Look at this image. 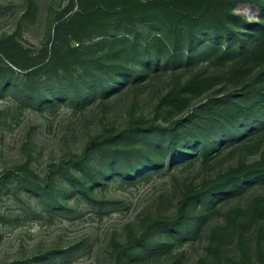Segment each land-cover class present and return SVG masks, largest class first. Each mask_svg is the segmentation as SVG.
<instances>
[{"label":"rangeland","instance_id":"1","mask_svg":"<svg viewBox=\"0 0 264 264\" xmlns=\"http://www.w3.org/2000/svg\"><path fill=\"white\" fill-rule=\"evenodd\" d=\"M150 1L0 0V264H264V106L220 123L251 96L221 50L154 67Z\"/></svg>","mask_w":264,"mask_h":264},{"label":"trees","instance_id":"2","mask_svg":"<svg viewBox=\"0 0 264 264\" xmlns=\"http://www.w3.org/2000/svg\"><path fill=\"white\" fill-rule=\"evenodd\" d=\"M153 1L164 5L169 13H173L167 23L160 28H155L156 39L162 41L167 56L164 58L158 56L153 62L154 67L163 65L168 68L172 58L187 60L207 50H221L220 59L226 61L224 62L227 74L225 78L233 85L241 86L243 90L248 89L251 96L248 104L233 101L226 105L222 112H219L223 119L220 123L228 126L244 116L260 117L262 106H264V0H248L253 1L259 10L257 19L251 21L230 9L227 12L215 9L214 14L207 12L209 8H202L200 13H190L192 11L189 9L175 7L170 0L150 2ZM238 1L247 0H227L228 3ZM149 32L146 33L147 36L150 35ZM201 34L204 35L203 39L198 37ZM143 46L145 45L137 44L136 48L145 49ZM226 54L228 55L224 58ZM128 61L132 63L136 72L140 63H145L143 60L136 59L135 56ZM145 66L148 69L151 68V61ZM135 76L136 74L133 75V79ZM262 117L264 118V116L260 118ZM165 134L168 137V143H166L168 147L173 142L174 136L170 130H167ZM143 148L146 158H149L154 147L149 143Z\"/></svg>","mask_w":264,"mask_h":264}]
</instances>
